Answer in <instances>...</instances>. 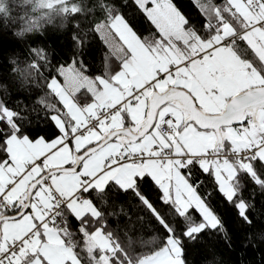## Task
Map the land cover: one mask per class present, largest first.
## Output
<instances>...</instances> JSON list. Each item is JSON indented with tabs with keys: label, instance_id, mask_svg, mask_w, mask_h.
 Listing matches in <instances>:
<instances>
[{
	"label": "snow or ice",
	"instance_id": "1",
	"mask_svg": "<svg viewBox=\"0 0 264 264\" xmlns=\"http://www.w3.org/2000/svg\"><path fill=\"white\" fill-rule=\"evenodd\" d=\"M130 2L150 35L114 0H41L40 16L0 0V26L17 37L72 20L76 49L93 34L106 45L93 65L78 52L53 64L43 48L23 68L10 60L18 90L42 94L30 106L7 88L0 96V264H188V245L206 234L231 247L214 193L253 225L256 189L264 194V0H193L195 20L172 0Z\"/></svg>",
	"mask_w": 264,
	"mask_h": 264
},
{
	"label": "trees",
	"instance_id": "2",
	"mask_svg": "<svg viewBox=\"0 0 264 264\" xmlns=\"http://www.w3.org/2000/svg\"><path fill=\"white\" fill-rule=\"evenodd\" d=\"M11 2L23 5L19 10L29 16H40L47 11V9L41 7V0H11ZM114 2L117 7L122 9L130 26L138 34L146 36L154 31V26L150 25L142 15L135 12V8L130 0L127 5L124 4V0H114ZM172 2L184 14L191 16L193 20L197 18L198 13L194 7L193 0H172ZM0 9H2V5H0ZM56 23L59 25V18L56 19ZM84 26L85 24L81 23V27ZM16 31L17 28L12 25L7 27L0 26V96L4 95L5 88H7V92L9 93L8 99L11 103L19 101L22 104L30 106L31 101L37 95L42 94V92L35 88L34 84L26 85L23 91L18 90L19 77L13 74V64L10 63L11 59L15 58L19 66L23 68L26 59L31 58L29 56V49L43 48L47 50L49 59L53 64H63L78 52V58L83 59L89 65H93L97 62L100 52L106 48L102 39L97 34H93L82 49H76L72 40V35L76 29L72 20L67 21L66 26L63 28L47 26L43 31L29 34L24 38L17 37L15 35ZM40 83H43V81H40ZM28 89H31V95ZM32 128L34 131L39 132V134L44 135L48 132L49 125L44 121L38 124L34 121ZM194 178L205 180V176L199 170L194 171ZM251 189L252 186L249 185L248 190ZM211 191L212 185L210 183H205L200 187L202 195ZM147 194L152 196L153 199L156 197L154 189L149 190ZM118 199L125 204L127 210L135 211V209L130 208V204L133 201L129 200V198L119 197ZM210 201L213 208L226 221V227L229 229V235L232 240L231 247L221 236L206 234L201 236L197 242L188 245V264H208L210 260L214 264H264V239L260 238L264 236V194H261L258 188L256 189L254 197L255 212L253 213L254 222L251 227H242L233 214L227 213L226 205L215 193L210 198ZM248 234H252L251 244H248L246 239ZM246 244L248 245L247 247H245Z\"/></svg>",
	"mask_w": 264,
	"mask_h": 264
},
{
	"label": "rangeland",
	"instance_id": "3",
	"mask_svg": "<svg viewBox=\"0 0 264 264\" xmlns=\"http://www.w3.org/2000/svg\"><path fill=\"white\" fill-rule=\"evenodd\" d=\"M98 36H99V34H97ZM100 37V36H99ZM101 38V37H100ZM103 41V40H102ZM103 43H104V41H103ZM116 43H119V40H118V38H116ZM106 46V45H105Z\"/></svg>",
	"mask_w": 264,
	"mask_h": 264
}]
</instances>
